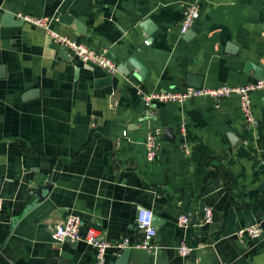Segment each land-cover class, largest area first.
Here are the masks:
<instances>
[{
	"label": "crops",
	"instance_id": "0c3cea01",
	"mask_svg": "<svg viewBox=\"0 0 264 264\" xmlns=\"http://www.w3.org/2000/svg\"><path fill=\"white\" fill-rule=\"evenodd\" d=\"M193 2L200 17L185 39ZM6 13L53 19L59 34L106 51L117 73L86 68L24 19L4 24ZM130 59L144 77L122 71ZM248 63L264 72V0H0V264H94L86 243H53L54 223L74 214L82 234L137 241L140 208L163 221L156 249L133 250L125 264H264V234L237 237L255 223L264 231V92L252 94V125L235 96L153 108L141 97L188 88L189 74L203 88L248 85L257 80ZM108 76L111 84H97ZM155 128L161 149L149 163ZM206 207L214 218L203 225ZM182 214L196 222L178 228ZM183 239L188 257L177 251ZM121 252L110 249L105 264H121Z\"/></svg>",
	"mask_w": 264,
	"mask_h": 264
},
{
	"label": "built area",
	"instance_id": "2783aa9c",
	"mask_svg": "<svg viewBox=\"0 0 264 264\" xmlns=\"http://www.w3.org/2000/svg\"><path fill=\"white\" fill-rule=\"evenodd\" d=\"M200 17V7L197 2H193L186 7L184 18L180 26V35L184 36L192 30L195 22ZM24 21L32 25L42 28L46 33L62 47L67 49L88 69L99 68L108 75H114L118 71L117 63L107 55L106 51H95L77 40L71 39L68 36H63L52 28L53 19L49 17L31 18L23 17ZM147 44V43H146ZM255 92H264V80H256L253 83L244 86H229L223 85L216 88H201L192 87L185 88L179 91L166 92H149L142 93L141 97L147 108L156 107L158 104H177L182 105L190 100L208 98L219 104L221 101L230 97H237L240 102L241 112L246 122L252 125L255 122L252 94ZM184 132V127L182 128ZM126 135V132H124ZM163 129L155 128L147 133L145 139L146 158L149 163H153L159 156L161 149V141ZM185 148H187L185 146ZM3 208V200L0 197V211ZM154 212L148 208H140L137 212L135 224L136 231L140 236L137 241H131L125 238L121 241L110 242L103 240L97 229L90 228L85 234H82V220L79 216L70 214L57 220L51 229V239L53 243L61 245L67 242L79 243L84 242L90 246L94 252V264H105L107 252L110 249H116L121 252L126 249L141 250L153 252L156 249V239L158 230L154 223ZM213 210L206 207L202 218V224H211L213 222ZM190 218L187 214H182L178 217L177 226L180 229L189 227ZM264 234L260 223H255L237 233V237L241 241L258 240ZM178 254L181 257H188L192 254L193 248L186 242L181 241L177 248Z\"/></svg>",
	"mask_w": 264,
	"mask_h": 264
},
{
	"label": "water",
	"instance_id": "95a60500",
	"mask_svg": "<svg viewBox=\"0 0 264 264\" xmlns=\"http://www.w3.org/2000/svg\"><path fill=\"white\" fill-rule=\"evenodd\" d=\"M2 19H3V22H5L4 24H6V25L14 24L13 26H20V25L24 24L23 19H16V16L13 15V14H11V13H6L3 16ZM59 20L62 23L66 24V25H70V26L71 25L72 26L74 25L75 29L77 30V32L80 35H83L84 34L85 27L82 25V23L80 21L74 19L73 17H68L67 15H62V16H60ZM191 35H192V31H189L187 34L184 35V38L185 39L190 38ZM123 67H122V71L124 73H126V69L128 71H131L132 69H135L138 72V76H140V77H144V75L146 73V70L144 69V67L141 64H139L136 61V59H130ZM246 68H247L245 70L246 73H249L250 70H253L254 69L255 72H256L255 78L257 80H264V72H262L259 68L256 69L250 63L247 64ZM111 82H112V77L111 76H108L106 79L98 80L97 81V84L104 86V85L111 84ZM187 86L188 87H192V88H196V89L203 88L204 87V84H203L202 77H197L196 75L189 74L187 76ZM173 141H174V139H173ZM241 142L242 141H239V144ZM189 218H190L189 225L192 226L196 222V217L193 215V216H191ZM153 220H154L155 225H159L160 223L163 222V221H161L158 213L155 214ZM132 251L133 250H131V249H126V250H123L121 252L122 255H123L122 256V260H121V264H125L126 263V261L129 259L130 254L132 253Z\"/></svg>",
	"mask_w": 264,
	"mask_h": 264
}]
</instances>
